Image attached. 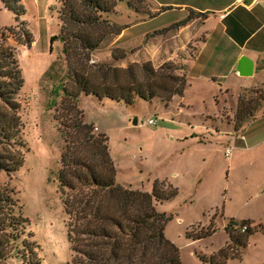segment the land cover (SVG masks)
<instances>
[{
	"label": "rangeland",
	"instance_id": "1",
	"mask_svg": "<svg viewBox=\"0 0 264 264\" xmlns=\"http://www.w3.org/2000/svg\"><path fill=\"white\" fill-rule=\"evenodd\" d=\"M150 2L147 13L152 16L140 15L124 2L119 3L116 12L106 15L118 26L127 27L124 37L107 41L92 55L88 66L107 64L126 69L150 63L159 69L173 63L165 61L164 56L154 58L149 47L152 39L161 42L157 47L163 46L168 31L163 34L161 31L184 16L178 9L166 12L163 9L185 3L210 9L216 6L211 0ZM23 3L27 13L21 19L24 24L19 26L0 1V42L15 50L25 77L20 100L26 160L19 172L12 176L3 174L0 180L15 190L30 221L29 231L41 247L42 264H70L74 253L58 182L65 139L56 119L63 99L57 89L67 65L64 45L52 41L61 32L62 3L61 0H23ZM214 25L201 24L203 31L199 38ZM116 50L127 54L126 60L116 63L113 59L114 53L119 55ZM195 73L198 79L193 85L189 81L184 97L174 98L168 107L159 100L138 99L128 106L82 95L79 110L87 123L95 125V133L109 137L118 183L150 194L156 182L177 190L173 200L157 204L158 212L170 218L165 236L180 250L183 264H209L202 257L210 258L227 246L226 227L231 220L264 224V159L249 164L248 152L242 150L248 147V126L238 136L229 126L248 80L234 75L226 87L219 82L214 99L210 98V84L200 81V69ZM228 89L230 93H226ZM208 117L215 118L217 123ZM136 118L138 125H134ZM149 119L158 120V125L145 124ZM228 145L235 149L231 163L224 154ZM211 226L216 231L210 237L201 240L188 237L189 232L201 234L203 227ZM228 264H264V234L252 235L242 258L230 259Z\"/></svg>",
	"mask_w": 264,
	"mask_h": 264
},
{
	"label": "trees",
	"instance_id": "2",
	"mask_svg": "<svg viewBox=\"0 0 264 264\" xmlns=\"http://www.w3.org/2000/svg\"><path fill=\"white\" fill-rule=\"evenodd\" d=\"M0 1L19 26L24 24L21 19L27 11L23 0ZM122 2L140 15L152 16L147 13L150 0H61V32L52 39L64 45L67 65L65 80L57 89L63 99L56 119L65 139L58 182L74 253L70 264H183L180 250L165 236L170 218L157 210V204L173 200L177 190L156 182L150 194L118 183L109 137L95 133V125L87 123L79 110L82 95L128 106L138 99L159 100L167 107L175 97L184 96L188 80L179 73L183 67L174 62L159 69L150 63L126 69L107 64L88 66L95 52L126 30L127 27H120L106 17L116 12ZM166 10L169 8L163 9ZM116 52L119 54H113L116 63L126 60L127 54ZM24 86L25 77L15 50L0 42V176H12L25 164L27 144L20 100ZM248 92L240 96L229 125L235 134L242 132L264 108V89L252 90L249 96ZM208 118L217 123L215 118ZM29 227L30 221L15 190L0 180V264H42L41 247ZM215 231L212 226L203 227L201 234L189 232L188 237L201 240ZM226 231L227 246L210 258L202 257L203 262L228 264L230 259L242 258L249 238L256 233L264 234V224L231 220Z\"/></svg>",
	"mask_w": 264,
	"mask_h": 264
},
{
	"label": "crops",
	"instance_id": "3",
	"mask_svg": "<svg viewBox=\"0 0 264 264\" xmlns=\"http://www.w3.org/2000/svg\"><path fill=\"white\" fill-rule=\"evenodd\" d=\"M211 1L216 3L213 9L189 3L172 4L167 7L169 10L166 11L178 9L184 15L181 21L193 18L188 23L169 30L163 46L157 47V44L161 43L157 41L158 39L150 40L152 56L156 59L164 56L165 61L181 65L183 69L179 73L186 76L188 83L191 81V85L198 79L195 72L200 69V81L210 84V98L217 99L215 89L216 86L218 87L217 84L221 82V86L226 87V83L234 75L248 80V87L242 88L241 95L246 91L264 89V0H254L250 6L244 5L241 0ZM199 14L205 16L200 17ZM181 21L173 22L172 26ZM208 22H213L215 25L207 29L203 37L199 38L203 31L200 25L203 24L204 27ZM197 25L199 26L196 27ZM123 34L120 37H124ZM242 57L254 61L255 70L252 77H242L237 72ZM230 91L231 89H228L226 93ZM247 126L248 147L242 150L248 152L249 164H255V161L264 159V108ZM231 127L233 131V126ZM242 138L246 139L244 136ZM234 151L233 148L232 156L228 159L230 163ZM250 221L255 225L259 224L255 220Z\"/></svg>",
	"mask_w": 264,
	"mask_h": 264
},
{
	"label": "water",
	"instance_id": "4",
	"mask_svg": "<svg viewBox=\"0 0 264 264\" xmlns=\"http://www.w3.org/2000/svg\"><path fill=\"white\" fill-rule=\"evenodd\" d=\"M254 0H241V3H243L246 6L252 5ZM255 70V64L254 61H252L248 57H242L238 64L237 72L242 77H252L254 75ZM139 121L138 118L135 119L134 125H138Z\"/></svg>",
	"mask_w": 264,
	"mask_h": 264
},
{
	"label": "built area",
	"instance_id": "5",
	"mask_svg": "<svg viewBox=\"0 0 264 264\" xmlns=\"http://www.w3.org/2000/svg\"><path fill=\"white\" fill-rule=\"evenodd\" d=\"M158 120L156 119H149L145 124H148L150 126H157L158 125ZM233 153V148L232 147H227L225 150L224 154L227 159H230Z\"/></svg>",
	"mask_w": 264,
	"mask_h": 264
}]
</instances>
